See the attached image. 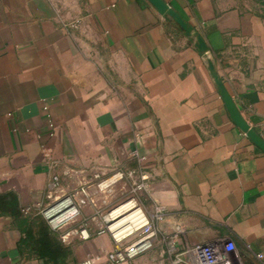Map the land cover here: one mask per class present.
Instances as JSON below:
<instances>
[{
	"label": "crops",
	"instance_id": "0c3cea01",
	"mask_svg": "<svg viewBox=\"0 0 264 264\" xmlns=\"http://www.w3.org/2000/svg\"><path fill=\"white\" fill-rule=\"evenodd\" d=\"M166 1L208 56L149 0H0V264H47L19 242L54 176L64 192L79 182L73 208H93L71 264H111L134 238L103 229L91 176L117 170L146 174L140 204L164 209L152 245L119 264H165L171 238L178 251L233 241L234 256L264 264V151L233 122L208 65L264 139V0Z\"/></svg>",
	"mask_w": 264,
	"mask_h": 264
},
{
	"label": "rangeland",
	"instance_id": "374dc122",
	"mask_svg": "<svg viewBox=\"0 0 264 264\" xmlns=\"http://www.w3.org/2000/svg\"><path fill=\"white\" fill-rule=\"evenodd\" d=\"M249 3L254 2V0H248ZM120 170L108 173V175L99 177H94V185L99 187V191L95 192L94 195L97 196L98 205L103 211V215H109V213L133 197L139 198L143 195L140 193L143 190L134 191V183L132 179L128 176L121 175ZM113 180L104 185L105 182ZM70 191L64 192L61 185L58 189L53 190V194L50 200L43 207L32 208L27 213V218L29 219L28 235L30 236V245L26 246L28 253H35V249L44 248V252L48 253L47 258H49V264H71L74 260V247L78 240L81 239L80 230L86 226L84 224V217L91 213L93 208L86 207L87 204L81 202L77 199V211H74L72 215L63 219L58 223H54V219L61 215L62 212L70 210L75 206L76 200L73 197L78 189L79 182L72 179L69 183ZM144 193V192H143ZM107 199L113 198L116 202L107 205L105 202ZM72 198V200L70 199ZM68 200V203H64ZM134 203V201H133ZM140 203V202H139ZM143 206L142 204H140ZM57 207V212L49 214L48 212ZM144 207V206H143ZM96 209L98 208L95 207ZM80 215L82 219H74L75 216ZM112 222V223H111ZM115 221L111 220L110 223L113 224ZM109 223V222H108ZM106 223V225L108 224ZM84 225V226H83ZM231 264H253L248 257H236L230 252Z\"/></svg>",
	"mask_w": 264,
	"mask_h": 264
},
{
	"label": "built area",
	"instance_id": "2783aa9c",
	"mask_svg": "<svg viewBox=\"0 0 264 264\" xmlns=\"http://www.w3.org/2000/svg\"><path fill=\"white\" fill-rule=\"evenodd\" d=\"M80 20H74L71 22L62 21V26L66 29H76L80 26ZM47 109V107H45ZM121 175L130 177L134 183V191L145 190L148 188L149 177L146 174H140L139 178L134 177V172H128ZM60 186L59 178L54 176L51 181V189H58ZM129 202L135 201L134 208H141L146 216L147 221L139 228L130 232L126 236L118 237L111 228L110 221H117L111 217V211L109 215L104 216L105 226L103 229L108 230L115 241L119 244H123L124 240L129 237H133L134 240L128 245L117 249L116 251L109 254L108 259L111 264H119L128 258H133L138 255L143 250L147 249L152 245L153 238L156 237L157 229L156 222L163 218V207L156 205L152 212L145 210L143 206L140 205L139 199L136 197L128 200ZM73 212L77 211L74 207ZM73 214V213H72ZM71 214V215H72ZM109 222V223H108ZM106 223H108L106 225ZM92 235L88 226L83 227L80 230V236L83 239H88ZM236 249V244L233 241L227 242H216V243H198L195 245H187L183 251H178L174 242V238L169 241V246L167 250L168 259L165 264H231L230 252ZM259 259H263V254H258ZM78 264H95L94 260L91 258H85Z\"/></svg>",
	"mask_w": 264,
	"mask_h": 264
},
{
	"label": "water",
	"instance_id": "95a60500",
	"mask_svg": "<svg viewBox=\"0 0 264 264\" xmlns=\"http://www.w3.org/2000/svg\"><path fill=\"white\" fill-rule=\"evenodd\" d=\"M163 15L165 18L172 19L184 32V34L194 43L198 51L204 55L208 56V46L205 43L203 37L199 32L195 31L193 26H191L187 21H185L181 15L176 12L166 0H149ZM209 70L215 80L217 89L226 105V108L233 120V122L243 130L248 137H250L255 144H257L264 151V139L263 137L247 122V120L241 114L236 102L229 93L227 87L225 86L222 78L220 77L215 64L211 58H208Z\"/></svg>",
	"mask_w": 264,
	"mask_h": 264
},
{
	"label": "bare ground",
	"instance_id": "6f19581e",
	"mask_svg": "<svg viewBox=\"0 0 264 264\" xmlns=\"http://www.w3.org/2000/svg\"><path fill=\"white\" fill-rule=\"evenodd\" d=\"M134 206L135 201L134 203L133 201H127L126 203L117 206V208L113 209V211L111 212V217H113L115 220L117 219V221L111 224V228L119 238L126 236L130 232L141 227L147 221L145 212L141 208H134ZM48 213H54L53 209ZM70 215L65 216L61 220H58L60 219V217L57 216L54 219V223H58L63 219H66Z\"/></svg>",
	"mask_w": 264,
	"mask_h": 264
},
{
	"label": "trees",
	"instance_id": "16d2710c",
	"mask_svg": "<svg viewBox=\"0 0 264 264\" xmlns=\"http://www.w3.org/2000/svg\"><path fill=\"white\" fill-rule=\"evenodd\" d=\"M22 220V224H21V229H22V233H23V236L19 242V248L20 250H23V251H27L26 250V246L30 245V236L28 235V226H29V219L27 217L21 219ZM35 253H29L30 255H35L39 258H42L45 260V262L47 264H49V258H47L48 256V253L44 252V248H41V249H35L34 250Z\"/></svg>",
	"mask_w": 264,
	"mask_h": 264
}]
</instances>
